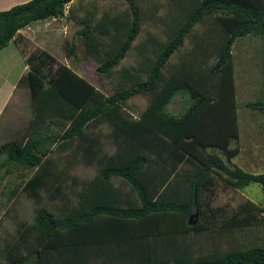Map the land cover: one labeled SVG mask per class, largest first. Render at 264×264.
<instances>
[{
    "label": "trees",
    "instance_id": "obj_1",
    "mask_svg": "<svg viewBox=\"0 0 264 264\" xmlns=\"http://www.w3.org/2000/svg\"><path fill=\"white\" fill-rule=\"evenodd\" d=\"M125 1L128 8L100 16L77 15L68 7L73 0H29L0 11V49L22 27L70 12L83 25L76 34L85 57L97 60L100 75L118 78L108 94L44 48L26 55L19 83L30 90L29 135L0 144V168L5 175L33 169L22 188L35 213L18 220L0 264H264V245L234 244L236 232L246 239L248 228L264 225V203L246 198L215 220L222 207L208 196L219 180L234 190L258 183L264 191V170L237 165L240 147H230L239 135L232 48L248 35L262 42L263 90L246 106L262 114L264 141V0H167L157 16L165 39L148 32L137 44L140 4ZM196 24L203 31L193 30ZM188 36L195 51L170 64ZM63 45L79 61L74 41ZM132 49L139 61L120 65ZM138 94L149 99L134 118L124 104ZM178 94L185 104L173 114L167 106ZM102 122L113 152L104 149L102 130L86 131ZM75 137V152L65 154ZM76 163H92L95 172L80 180L71 173ZM207 233L212 247L202 250L197 236Z\"/></svg>",
    "mask_w": 264,
    "mask_h": 264
},
{
    "label": "rangeland",
    "instance_id": "obj_2",
    "mask_svg": "<svg viewBox=\"0 0 264 264\" xmlns=\"http://www.w3.org/2000/svg\"><path fill=\"white\" fill-rule=\"evenodd\" d=\"M137 2L140 4L142 18L141 31L134 43L137 44L140 41H143L148 32L156 33L165 39L166 33L163 31L165 26L163 23L159 22L157 16L163 12V7H165L167 0H137ZM68 5L69 8H73V12L77 15H82L88 10L95 11V13L97 12L96 15L100 16L104 11L113 14L117 11H122L125 8H128V4L125 0H75ZM69 8H66L67 11H69ZM56 20L57 21L53 20V22L49 21L50 25H47L51 26L53 23L56 27H59L58 29L48 32L47 34L45 31L39 32L42 36H45V38H42L41 35L36 37L37 33L35 30L28 31L30 34L25 33L24 40H22L23 44L27 43L28 45V47L26 46L24 49L25 55L31 50L36 49L35 45L38 42L37 44L40 43L39 46L41 48H44L52 55L59 58L63 63L69 65L79 75L84 76L96 85V87L108 94L113 92L115 89L114 85H117L118 83L117 75L114 73L108 76L100 75L96 72V67L98 65L97 60L94 57H85L84 55L85 50L83 40L81 36L76 34V32L83 26L82 23L75 21L70 15V12H68L67 16H63ZM44 23L45 22H38L34 25V28L38 27L39 30L42 27L47 28V26H41V24ZM193 30L201 32L203 31V26L201 24H196ZM27 39H31V41ZM65 40L74 41L79 61H74L73 57L66 53V48L63 45ZM7 47L8 49L4 52L15 51L12 50L11 43H9ZM195 48V44L188 36L179 47L178 51L172 55L170 64L177 62L180 57L185 58V56H190L191 53L195 51ZM261 49V39L251 35L238 38L234 42L232 48L233 77L236 88L235 99H237L239 135L238 138L235 139L236 141L232 139L230 147H234L235 144L239 145L240 150L235 157L234 162L245 170L254 173H259L264 170V141L262 137L263 116L258 110L246 106V103L254 101L255 97L261 96L263 90ZM4 52H0V57ZM136 53V49H132V51L122 60L120 65H136L139 61L138 58H136ZM12 56L13 54H10L11 59L15 61V57L12 58ZM16 58L17 64L15 74L18 75L24 66V62L19 55H17ZM215 58L214 53L207 56V63L214 62ZM6 66H8V63ZM11 73L14 75L13 70H11ZM21 85L27 86V83H19V87ZM25 86L23 87L25 88ZM18 94L19 93L15 90L14 96L19 98ZM23 94V91H21L22 97ZM21 96L18 101L11 104L12 106L10 105L4 110L3 115L0 114V132H2L0 133V137L6 138L3 134H7L9 131L11 132V130L14 131V135H10L11 138H25L29 135V131L23 129H25L29 119L32 117L30 93L27 91L23 98ZM148 99L147 95H135L125 102V110L129 112L132 117L137 118L140 113L145 110L148 104ZM184 104V96L178 94L168 104L167 110L170 113L178 114ZM23 123H25L24 127L22 126ZM68 125L69 121L66 122L63 128ZM96 130H102L101 133H104V135L101 136L103 138L104 149L108 152H113L115 149V143L111 142L109 136L105 135L106 131H108L106 123L102 122L97 127L90 126L86 128L88 133H92ZM22 135H25V137H22ZM78 140L79 138L75 137L71 148L64 151V153L69 154L75 152V146ZM212 149L214 148H211V150ZM218 153L222 155L220 151H218ZM77 154L80 155V152H77ZM3 158L4 157L0 156V161ZM91 164L76 163L71 170V173L77 175L80 180H86L95 172V165ZM32 173L33 169H31V171L19 169L18 171L9 175H4L3 177L4 171L3 169L0 170V217H2V219H0V233L2 235L0 236V245L8 237V232L11 229L13 231L14 227L16 228L17 226H14L15 222L12 218L14 213V219H17V221L19 219L32 221L35 213L34 202L26 195V192L22 188L25 179ZM15 188L17 190L14 192ZM42 192L45 191L42 190ZM208 196L212 201L213 207H222L221 212H218L219 216H217L215 220H219L221 217H224V215H229L231 210L237 208L246 198L254 200L259 204L264 203V191L258 183H250L241 189L234 190L224 186L219 180L218 184L215 185L212 191L208 190ZM260 215L263 214L260 213ZM253 227L248 228L249 233L246 235V239L242 236V233L239 234V232H236V235L239 236V238L237 237V242L234 240L235 246H237V243L240 242V240L247 242L248 244L264 245V225H255V227ZM4 235H6V237H3ZM207 235L210 234L207 233L206 235L197 236L199 237L197 242L199 246L202 247V250H207L212 247L211 239ZM227 242H230L229 238Z\"/></svg>",
    "mask_w": 264,
    "mask_h": 264
},
{
    "label": "crops",
    "instance_id": "obj_3",
    "mask_svg": "<svg viewBox=\"0 0 264 264\" xmlns=\"http://www.w3.org/2000/svg\"><path fill=\"white\" fill-rule=\"evenodd\" d=\"M27 1H29V0H0V11L9 9L10 7H12V6L16 5V4H21V3H24V2H27ZM74 1L75 0H73V2ZM66 13H67V11H66ZM47 20H50V22H53V20L57 21L55 18H51V19H47ZM35 24L36 23L31 24V26H32V29L35 30V32L37 33L36 37H39V35H41L39 32L45 31L46 34H47L48 32H52L55 29L59 28V27H56V25H54L52 23L51 26H47V28H43L42 27L39 30L38 27L34 28ZM41 26H44V24L43 25L41 24ZM41 37L45 38V36H42V35H41ZM22 40H24V37H22L17 32V34L14 36V38L9 42V43H11L12 50H15V51H13V52H9V51L4 52V51H6L8 49L7 46H5L4 48L0 49V52H4V53L1 54V57H0V114L1 115H3L4 110H6L13 102H16V101H18V99H20L21 91H23V93H24L23 97L27 93V91H28V93H30L29 92L30 90L28 89L27 86L21 85L19 87L20 79L22 78V76H24V74L28 70V66H27V63H26V60H25L27 54L25 55V53H24V49L26 48V46L28 47V45H27V43L23 44ZM27 40L31 41V39H27ZM37 43H36L35 46L36 47H40L39 46L40 43L39 44H37ZM10 54H13L12 58L15 57V61H13L11 59ZM17 55L22 57V60L24 62V66H23L22 70H20L18 75L15 74L16 73L15 72V68H16V64H17V58H16ZM7 63H8V66H6ZM11 66H12V68H11ZM11 70L14 71V75H12ZM23 86H25V88ZM15 90H16L17 93H19L18 94L19 98L17 96H14ZM12 116H14V115H12ZM22 126L24 127L25 123H23ZM0 133H2V132H0ZM12 134L14 135V131L13 130H11V132L10 131L7 132V134H3L4 136H6V138L5 137H0V144H2L5 141L11 139L10 135H12ZM1 169H3V171L5 172V168L4 167L0 168V170ZM18 170L19 169H17V168L16 169H12L11 173H13L15 171H18ZM4 175H5V173L3 174V177H4ZM13 215H12V218H13V221L15 222L14 226H16L18 221H17V219L16 220L14 219ZM0 219H2V217H0ZM19 221H20V219H19ZM28 221H30V220H28ZM8 233H9V235H8L7 238H10V236H12V235L17 233L16 228L14 227L13 231L11 229ZM0 236H2L1 233H0ZM3 237H6V235H4ZM4 245H5V241L3 243H1L0 249L2 247H4Z\"/></svg>",
    "mask_w": 264,
    "mask_h": 264
},
{
    "label": "built area",
    "instance_id": "obj_4",
    "mask_svg": "<svg viewBox=\"0 0 264 264\" xmlns=\"http://www.w3.org/2000/svg\"><path fill=\"white\" fill-rule=\"evenodd\" d=\"M66 8H67V6H65L64 13H66ZM49 21L50 20H46L45 23H44V26H48L47 24H49ZM30 30H33L32 26L31 25H26L24 28H22L19 31V33L21 34L22 37H24L25 33H29L30 34V32H28Z\"/></svg>",
    "mask_w": 264,
    "mask_h": 264
},
{
    "label": "water",
    "instance_id": "obj_5",
    "mask_svg": "<svg viewBox=\"0 0 264 264\" xmlns=\"http://www.w3.org/2000/svg\"><path fill=\"white\" fill-rule=\"evenodd\" d=\"M195 217H197V212H195L194 214H193ZM195 222V221H194ZM193 222V223H194ZM189 224H192L191 222H189Z\"/></svg>",
    "mask_w": 264,
    "mask_h": 264
},
{
    "label": "clouds",
    "instance_id": "obj_6",
    "mask_svg": "<svg viewBox=\"0 0 264 264\" xmlns=\"http://www.w3.org/2000/svg\"><path fill=\"white\" fill-rule=\"evenodd\" d=\"M55 19H56V18H55ZM24 27H25V26H24ZM24 27H22V28H24ZM22 28H21V29H22ZM21 29L18 30V33H19V31H20ZM19 34H20V33H19ZM20 35H21V34H20Z\"/></svg>",
    "mask_w": 264,
    "mask_h": 264
}]
</instances>
